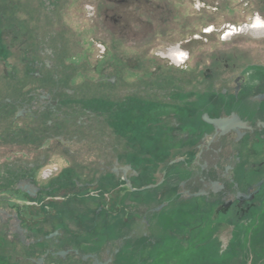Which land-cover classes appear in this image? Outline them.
<instances>
[{
    "label": "flooded vegetation",
    "instance_id": "1",
    "mask_svg": "<svg viewBox=\"0 0 264 264\" xmlns=\"http://www.w3.org/2000/svg\"><path fill=\"white\" fill-rule=\"evenodd\" d=\"M24 1L13 2L11 24L0 26V238L22 246L17 261L117 264L131 251L141 262L176 250L188 215L233 232V220L259 206L264 0H240L253 10L249 20L220 29L208 16L204 32L219 31L220 41L207 40L202 64L148 70L142 57L136 81L115 50L92 69L66 67L58 0ZM250 30L259 41H236ZM44 213L53 226L31 224Z\"/></svg>",
    "mask_w": 264,
    "mask_h": 264
},
{
    "label": "rangeland",
    "instance_id": "2",
    "mask_svg": "<svg viewBox=\"0 0 264 264\" xmlns=\"http://www.w3.org/2000/svg\"><path fill=\"white\" fill-rule=\"evenodd\" d=\"M14 1L0 0V26L5 21L11 24L8 10ZM214 1L220 4L217 10ZM57 6L54 19L63 31L68 57L63 60L66 67L92 69L103 58L108 60L115 50L121 55V60L128 59L126 63L135 70L130 76L133 81L141 77L138 70L142 57L148 70L189 67L197 60L202 64L201 54L207 40L220 41L219 31L204 32L208 16H212V25L220 29L224 22L237 24L247 21L253 13L252 8L240 0H58ZM191 20H195L193 27ZM254 33L250 30L240 34L236 41L243 44L257 42L259 35ZM6 35V28L0 27V50H3ZM95 76L96 73L91 72L88 78ZM76 78L77 82L81 80L79 76ZM101 90L106 92L108 89ZM125 115L119 113L116 119H125ZM137 118L141 119L140 116ZM119 123L123 128L124 123ZM259 200V206L253 208L248 217L242 221L233 220V232L223 229L219 233L216 218L203 222L196 215H186L184 231L187 232L177 236L173 245L176 250L148 252L146 254L149 255L141 262L136 260L135 252L128 251L119 255L117 264H264V194ZM41 209L36 212H41ZM186 209L187 204L180 205V210ZM47 216L44 213L42 218L32 217L31 224L36 222V218L43 224ZM206 216L209 217L208 214ZM179 221V228H183L182 219ZM98 222L101 230V219ZM198 225L203 226V236L197 232ZM48 226L49 223L44 225L45 229H49L46 228ZM14 245L0 238V264H24L15 259V252L22 253L24 249Z\"/></svg>",
    "mask_w": 264,
    "mask_h": 264
},
{
    "label": "crops",
    "instance_id": "3",
    "mask_svg": "<svg viewBox=\"0 0 264 264\" xmlns=\"http://www.w3.org/2000/svg\"><path fill=\"white\" fill-rule=\"evenodd\" d=\"M76 206H80V207H82V208H84V206H86L87 208H94L95 207V205H94V203H89V204H87V205H81L80 203H79V205H77V204H75ZM75 205H73V206H75ZM66 206H67V209L70 207V204H66ZM70 209L71 208H69L68 209V211H70ZM86 209V208H85ZM67 211V212H68ZM85 211H87V209L85 210ZM49 220V221H48ZM53 221V219L52 218H47V220L46 221H48L49 222V227H46V228H50V226H53L54 225V223L53 222H51V221ZM45 221V222H46ZM67 222L69 223V222H73V223H69V224H72V225H76V223H75V220L74 219H72V218H67ZM44 227V226H43Z\"/></svg>",
    "mask_w": 264,
    "mask_h": 264
},
{
    "label": "water",
    "instance_id": "4",
    "mask_svg": "<svg viewBox=\"0 0 264 264\" xmlns=\"http://www.w3.org/2000/svg\"><path fill=\"white\" fill-rule=\"evenodd\" d=\"M12 217H13V219H15V226H16V228H17V231H22L21 227L19 226V221H18V219H17L16 214H13ZM54 234H55V233H54ZM41 261H42V259L40 258V259L36 262V264H40Z\"/></svg>",
    "mask_w": 264,
    "mask_h": 264
}]
</instances>
